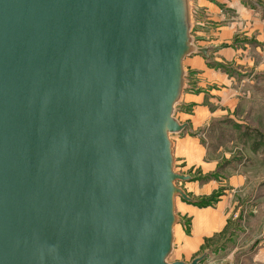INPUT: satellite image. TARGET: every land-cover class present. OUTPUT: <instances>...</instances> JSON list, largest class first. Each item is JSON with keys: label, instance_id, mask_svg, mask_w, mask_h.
Here are the masks:
<instances>
[{"label": "water", "instance_id": "water-1", "mask_svg": "<svg viewBox=\"0 0 264 264\" xmlns=\"http://www.w3.org/2000/svg\"><path fill=\"white\" fill-rule=\"evenodd\" d=\"M192 0H0V264L170 262Z\"/></svg>", "mask_w": 264, "mask_h": 264}, {"label": "rangeland", "instance_id": "rangeland-1", "mask_svg": "<svg viewBox=\"0 0 264 264\" xmlns=\"http://www.w3.org/2000/svg\"><path fill=\"white\" fill-rule=\"evenodd\" d=\"M192 4L195 37L199 8L196 0ZM197 57L202 56L185 61L188 84L176 110V118L189 127L172 136L178 142L189 138L193 145H188L185 159L176 154V171L191 177L177 185L192 201L175 200L180 222L170 262L190 263L204 256L200 264H264V72L256 74L260 80L251 86L237 81L227 95L212 99L205 93L208 118L192 129L198 104L186 103L185 96L204 89L199 84L200 70L191 63ZM204 60L208 66L202 67L210 69V60ZM202 215L212 225L210 232L199 224Z\"/></svg>", "mask_w": 264, "mask_h": 264}, {"label": "crops", "instance_id": "crops-1", "mask_svg": "<svg viewBox=\"0 0 264 264\" xmlns=\"http://www.w3.org/2000/svg\"><path fill=\"white\" fill-rule=\"evenodd\" d=\"M195 6L199 8L195 21L199 29L195 23L194 28L199 32L193 37L198 47L209 49L211 67L204 69L208 64L203 56L204 59L197 57L191 62L193 68L200 70L199 84L204 86L201 93L185 96L186 103L198 104L191 120L192 129H197L208 118L209 106L204 103L205 93L212 99L219 94L227 95L228 88L235 86L237 81H245L251 86L260 80L255 78L256 74L264 72V0H196ZM219 86L221 90L217 91ZM205 88L211 92H206ZM174 142L175 158L178 154L185 159L188 145H193V142L189 138H182L179 142L175 139ZM199 224L206 226L203 230L211 231L212 225L203 215Z\"/></svg>", "mask_w": 264, "mask_h": 264}]
</instances>
